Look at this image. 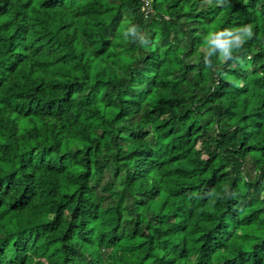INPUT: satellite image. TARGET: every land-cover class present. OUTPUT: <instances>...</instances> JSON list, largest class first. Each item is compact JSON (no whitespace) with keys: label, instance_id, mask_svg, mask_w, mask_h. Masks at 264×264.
<instances>
[{"label":"trees","instance_id":"obj_1","mask_svg":"<svg viewBox=\"0 0 264 264\" xmlns=\"http://www.w3.org/2000/svg\"><path fill=\"white\" fill-rule=\"evenodd\" d=\"M0 264H264V0H0Z\"/></svg>","mask_w":264,"mask_h":264},{"label":"clouds","instance_id":"obj_2","mask_svg":"<svg viewBox=\"0 0 264 264\" xmlns=\"http://www.w3.org/2000/svg\"><path fill=\"white\" fill-rule=\"evenodd\" d=\"M222 35H224V33H219L217 34V37L222 36ZM229 35L231 34L229 33ZM239 41H240V38L238 36L232 40H224L222 42L218 38L217 39H213L212 37L210 38V43L221 49V56L225 60L231 58V48L233 46L238 47Z\"/></svg>","mask_w":264,"mask_h":264},{"label":"built area","instance_id":"obj_3","mask_svg":"<svg viewBox=\"0 0 264 264\" xmlns=\"http://www.w3.org/2000/svg\"><path fill=\"white\" fill-rule=\"evenodd\" d=\"M152 1L153 0H142L143 11L145 12L146 17H148L152 11Z\"/></svg>","mask_w":264,"mask_h":264}]
</instances>
